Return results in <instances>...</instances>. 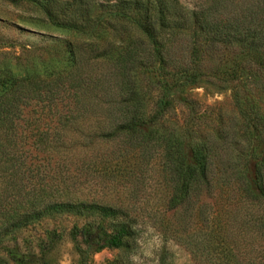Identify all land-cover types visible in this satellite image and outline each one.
I'll return each instance as SVG.
<instances>
[{
	"label": "trees",
	"instance_id": "16d2710c",
	"mask_svg": "<svg viewBox=\"0 0 264 264\" xmlns=\"http://www.w3.org/2000/svg\"><path fill=\"white\" fill-rule=\"evenodd\" d=\"M3 1L38 7L49 23L60 28L93 33L105 26L117 36L120 47L110 43L111 49L96 50L93 55L108 56L114 65L117 86L110 99H91V80L82 91L78 80H62L64 73L70 75L65 69L53 79L8 73L1 81L0 178L23 179L26 168L16 142V124L20 119L19 106L33 99L50 105L61 92L62 99H72L73 106L79 109L95 106L104 115L112 114L109 128H77L76 133L82 139L116 142L97 161L91 159V152L82 143L69 145L71 149L77 148L75 164L66 167L75 173L80 188L77 194L66 192L62 181L65 192L58 194V200L50 196L53 200L42 205L36 202L35 194L48 197L53 190L46 191L40 184L25 185L13 179L12 195L0 189V211L10 206L2 231L7 233L46 213L91 212L109 221L110 228L101 231L98 242L88 240V251L119 248L137 232L133 228L136 210L129 200L135 196L144 172L150 171L164 187V212L183 205L191 211L198 209L200 206L194 204L200 197L222 199L212 211L205 208L204 241L191 244L194 258L204 264H264V144L238 176L226 174L228 162L223 164L215 156L221 151L229 152V147H220L208 139L186 142L174 132H159L154 127L163 108L180 101L177 95H170L162 84L153 114L146 115L132 81L136 68L156 67L161 71L170 66L184 84L203 75L217 85L237 81L257 85L264 92V0H200L191 9L178 0ZM68 47L73 66V47ZM51 133L56 135L55 131ZM42 144L49 147L46 141L39 142ZM12 161L15 163L9 176ZM219 163L224 169L218 168ZM25 188L28 190L24 191ZM29 193L33 196L26 200ZM19 207L27 209L18 212Z\"/></svg>",
	"mask_w": 264,
	"mask_h": 264
},
{
	"label": "rangeland",
	"instance_id": "374dc122",
	"mask_svg": "<svg viewBox=\"0 0 264 264\" xmlns=\"http://www.w3.org/2000/svg\"><path fill=\"white\" fill-rule=\"evenodd\" d=\"M178 2L191 9L200 0ZM116 37L105 26L93 33L91 30L80 32L60 28L49 23L38 7L0 0V90L1 81L8 73L17 77L53 79L58 71L65 69L70 75L64 73L60 76L62 80H78L81 91L91 80V92H88L91 99L94 96L110 99L116 94L114 87L117 86L114 65L108 56L95 58L93 55L96 50L111 49L110 43L119 48ZM68 46L73 47V66ZM170 68L161 71L156 67L136 68L133 73L132 81L145 105L146 115L153 114L162 93L159 86L164 84L168 93L177 95L180 101L164 107L163 115L154 127L159 132H174L186 142L208 139L220 147H229V152L221 151L215 159L223 164L228 162L226 174L238 176L264 144V92L257 85L237 81L217 85L203 75L184 84L182 77L173 74ZM58 94L50 105L47 101L33 99L27 105L19 106L16 142L26 171L23 179L17 176L0 178V189H6L5 192L11 195L13 179L25 185L30 183L38 187L40 184L46 191L53 190L48 197L35 194L36 202H42V205L53 198L58 200V194L65 188L62 181L67 186L66 192L75 194L80 189L75 173L66 168L69 163L74 165L77 158V148L71 149L69 145L82 143L87 147L85 150L91 152V159L97 161L116 144L93 137L91 140L77 137V128H109L113 115H104L95 106L79 109L73 106L72 99H62L61 92ZM91 105H94L93 100ZM40 141H46L49 147L40 146ZM14 163L9 164L8 175L13 171ZM218 168L224 169L221 165ZM218 175L223 176L216 173ZM139 181L142 182L136 187L135 196L129 200L136 210L133 228L137 232L116 249L88 251V240L89 243L91 239L98 242L101 231L110 228L109 221L105 222L91 212L46 213L4 233L2 230L10 215L6 211L10 206L5 205L0 211V264H204L193 257L191 244L204 241L205 208L210 207L212 211L223 202L222 199L200 197L194 204L200 206L198 209L195 207L191 211L183 205L164 212L163 185L150 171L144 172ZM32 196L26 194V200ZM8 200L6 198V203ZM19 208L18 212L27 209Z\"/></svg>",
	"mask_w": 264,
	"mask_h": 264
}]
</instances>
